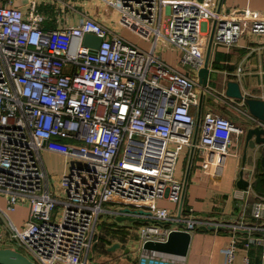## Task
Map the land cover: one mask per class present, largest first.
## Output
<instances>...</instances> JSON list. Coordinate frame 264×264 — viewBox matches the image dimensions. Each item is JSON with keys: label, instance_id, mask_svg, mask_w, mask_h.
<instances>
[{"label": "built area", "instance_id": "obj_1", "mask_svg": "<svg viewBox=\"0 0 264 264\" xmlns=\"http://www.w3.org/2000/svg\"><path fill=\"white\" fill-rule=\"evenodd\" d=\"M107 4L117 11L121 26L149 41L147 50L88 16L47 30L34 1L26 11L0 0V192L5 194L0 213L7 215L19 202H28L24 228L11 220L6 224L9 239L27 249L26 257L35 264H86L103 212L183 223L166 227L144 222L140 246L147 240L165 241L170 229L190 233L199 221L190 215L180 220L181 206L177 215L154 205L158 198L179 204L182 180L175 177L174 167L182 147H192L203 174L220 176L231 134L244 133L227 117L206 110L192 142L193 112L199 95L209 91L207 84L198 83L203 55L193 49L200 46L208 21L215 22L211 43L229 47L242 34H264V17L247 9L216 11L210 0ZM85 34L100 37L96 49L82 45ZM158 40L160 49L169 45L178 50L180 64L191 73L165 64L154 53ZM239 106L237 111L251 118L253 126L264 128ZM42 151L62 158L61 199L53 194ZM115 203L147 213L103 208ZM57 204L61 210L53 220ZM262 210V200L250 204L251 217L260 218ZM235 251L232 239L223 249L224 264H232ZM153 257L181 264L180 257Z\"/></svg>", "mask_w": 264, "mask_h": 264}, {"label": "crops", "instance_id": "obj_2", "mask_svg": "<svg viewBox=\"0 0 264 264\" xmlns=\"http://www.w3.org/2000/svg\"><path fill=\"white\" fill-rule=\"evenodd\" d=\"M31 1L35 2L36 11L44 17L41 26L47 30L75 24L84 16L95 19L118 35L122 34L123 28L127 29L118 23V13L107 4L108 0H11L13 5L26 11H28ZM196 1L200 2L201 0ZM210 1L216 10L219 0ZM230 9H247L255 16L264 17V0H221L219 11L225 12ZM211 22L208 21L203 25V36L200 40V45L203 42L204 46L203 58ZM122 37L132 43V40L125 35ZM154 53L171 68L183 73H191L188 66L187 69L185 66H179L180 68L177 66V52L171 46L167 45L164 49H160L157 44ZM177 60L179 62V59ZM207 66L209 72H215L218 83L215 87L211 80H206L209 91L199 95V97L201 96L200 104L193 112L194 119L196 120L197 115L200 119L206 110H211L227 117L242 130L252 127L254 122L251 118L240 113L236 114L226 108L231 107L232 103L240 105L242 101L224 97L223 89L227 80H234L238 83L244 96L264 99V34H242L236 43L229 47L211 43ZM242 105L244 104L242 103ZM233 115L236 117L235 119H233ZM195 135H198V124ZM252 138L248 142L242 166V178L247 181V186L244 189L247 190V194H242L241 191L244 190L238 189L235 185L241 168L243 133L233 137L230 154L224 160L220 176L213 177L203 174L198 167V159L195 154H191L189 158L190 149L182 147L174 167L175 177L181 179L182 183L185 182L180 200L179 216L181 220L190 215L199 223L189 233L186 253L179 260L181 264H224L223 249L232 239L235 240L236 247L232 264H243L244 257L247 259V264H264V144H255ZM41 158L46 168L45 162L49 164L47 168L49 172L57 171L58 163L61 165L59 172L62 171L63 163L60 160L62 158L58 154L42 151ZM261 158H263V164ZM54 160H58L55 165H53ZM255 200L263 201L262 215L258 219L250 215V204ZM161 204V207L177 214L179 204L164 201H161ZM103 208L113 211L126 208V206L115 203L105 204ZM189 208L190 213L188 212ZM128 209L130 211L138 210L133 207ZM107 214L111 218V221L107 222V225L111 227L110 231L114 232L125 226L127 220L113 221L114 214ZM238 223L244 227L234 228L233 224ZM169 225L165 226L170 227ZM107 233L109 231L101 234L103 244L110 240V235L107 236ZM93 237V243L88 251L90 254L95 253L96 238L95 235ZM114 242L118 244V252L101 256L97 253L101 258L100 260L94 259L98 260L95 263L93 260H89V253H87L86 264H138L141 253L138 233L134 239H131L129 235L124 237L123 243L127 247L126 251H121L123 246L116 240L105 244V246L108 248Z\"/></svg>", "mask_w": 264, "mask_h": 264}, {"label": "water", "instance_id": "obj_3", "mask_svg": "<svg viewBox=\"0 0 264 264\" xmlns=\"http://www.w3.org/2000/svg\"><path fill=\"white\" fill-rule=\"evenodd\" d=\"M220 3H221V0H219L218 2L216 11L219 10ZM214 25H215V22L212 21L209 34H208V40H207V45H206L205 54L203 58V64H202V67L199 68L196 73L197 78H198V83L202 86L206 84V80L208 79V75H209V70L207 68V59H208L209 49L211 45V38H212ZM100 40L101 39L98 36H95L92 34H85L82 39V45L87 47L88 50L91 51L98 47ZM223 96L226 98L242 101V103L246 107V110L250 114V116L264 123V99L244 96L240 91L238 83L234 80H227L225 82L224 89H223ZM200 98L201 96L199 97L198 105L200 104ZM198 121H199V115H197L196 120H195V127H194L192 142L195 139V133L197 130ZM251 138L255 144H264V128L258 127V126H252V127H247L244 130L242 151H241V156H240L241 168L238 172V178L235 182L236 187L241 190H244L247 186V181L242 178V166H243L245 156H246V148ZM191 154H192V147L190 148L189 158L191 157ZM261 163L263 164V158H261ZM184 183L185 182L182 183L181 197H182ZM180 204H181V201H179V206ZM123 211L131 212L132 214L134 213L146 214L147 213L142 210H131L130 211L127 208H124ZM114 220L115 221L127 220V221L151 222V223H157L160 225H167V224L183 225L182 222L170 223V222L155 220V219H150V218H138L135 216H125V215L115 216ZM188 242H189L188 232H184L182 230L170 229L166 236L165 241L159 242V241L147 240L141 244L142 254H140L138 258V264H169V263H166V262L164 263L154 258L153 255L154 254L155 255L168 254L174 257L182 258L186 253ZM115 248H118V244H112L107 249L111 251ZM0 264H35V263L32 262L24 254L20 253L14 248L0 247Z\"/></svg>", "mask_w": 264, "mask_h": 264}, {"label": "rangeland", "instance_id": "obj_4", "mask_svg": "<svg viewBox=\"0 0 264 264\" xmlns=\"http://www.w3.org/2000/svg\"><path fill=\"white\" fill-rule=\"evenodd\" d=\"M38 9H39V7H38ZM116 28H118V27H116ZM120 28L121 27H119L118 29H120ZM160 30H162V29L160 28ZM121 33L122 34H120V35H122V36L125 35L126 37L131 39L132 43L135 46L141 48L142 50L148 49V46L150 44L149 41L144 40V39L139 38V37H136L132 32H130L129 30L124 29V28L122 29ZM158 44L159 45L161 44V42L159 40H158ZM203 48H204V46H203V42H202L201 45L198 46L197 48H194L193 51L195 54L202 56L203 55ZM176 52H177V54H176L177 66L178 67L179 66L184 67L177 60V59H179V56H180L179 53L180 52H178L177 50H176ZM185 67L187 69V66H185ZM208 79L211 80V83L213 82V85L216 87L218 81H217L215 72H209ZM226 108H229V109H231L230 111L235 112L236 114H239V112L237 110H239V108H241V107L235 103H232L231 107H226ZM227 113H229V112L227 111ZM235 118L236 117L233 115V119H235ZM231 136L235 137L234 134H231ZM60 160L62 162V159H60ZM56 161H58V160L53 161V165L56 164ZM45 163H46L47 168H48L49 164L47 162H45ZM58 164H57V171H55V172H53V171L49 172L48 171V174H49L50 186L53 189L54 196H56L58 199H61L62 194H61V191L59 190V184H58L59 173H60L59 169H60L61 165L60 164L58 165ZM161 201L168 202L164 198H158L154 202V205L161 207V205H162ZM168 203H170V202H168ZM4 207H5V194L0 192V209L3 210ZM60 210H61V206L59 204H57L53 210V217H52L53 220L58 219ZM28 213H29V205H28L27 201L19 202L13 211L7 212V215L0 213L1 214V216H0V247H12V248L16 249L17 251H19L20 253L24 254L25 256L29 257V252L27 251V249H25L24 247L15 245L9 239L10 231H9V228L7 227V224H6L8 220H11L13 222V224L18 229L24 228L25 222L27 221V218H28ZM108 215L109 214H107V213L100 214V216L97 219L96 225H95V232H96V233H94L95 238H96V242H95V246H94L95 253L90 254V252H88L89 253V256H88L89 260L90 261L93 260L94 263L97 262L98 260H100L101 255H104V254L108 255V253L118 252L119 248H115V249L109 251L107 249V246H105V244H109L110 242H112L114 240H116V242L119 241L121 243V245L123 246L121 251H124L127 248L126 246H124V243H123L124 237L126 235H129V236H131V239L136 238L140 227L144 224V222H141V221H127L124 224L125 226L123 228L122 227L118 228L116 231L113 232V231H110V229H109L111 227L109 225H107V222L111 221V218ZM113 221H114V219H113ZM108 231H109V233H107V236L110 235V240L103 244V241H102L103 236L101 234L102 233L105 234ZM98 239H99V241H98ZM112 244H117V243L114 242ZM112 244H110V246ZM97 253H99L100 256H98ZM96 258L98 260H94Z\"/></svg>", "mask_w": 264, "mask_h": 264}]
</instances>
